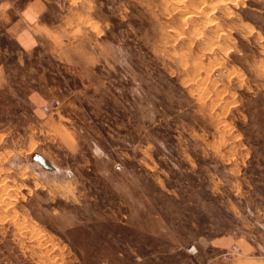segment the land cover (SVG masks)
Here are the masks:
<instances>
[{
  "label": "rangeland",
  "instance_id": "1",
  "mask_svg": "<svg viewBox=\"0 0 264 264\" xmlns=\"http://www.w3.org/2000/svg\"><path fill=\"white\" fill-rule=\"evenodd\" d=\"M207 1L0 0V264H264V0Z\"/></svg>",
  "mask_w": 264,
  "mask_h": 264
},
{
  "label": "built area",
  "instance_id": "2",
  "mask_svg": "<svg viewBox=\"0 0 264 264\" xmlns=\"http://www.w3.org/2000/svg\"><path fill=\"white\" fill-rule=\"evenodd\" d=\"M0 8H1V6H0ZM58 105H59V103L57 101H52L50 104H47V106L43 107V112L48 113L52 109L55 110L59 107ZM238 251H239V249L237 246H231V248L229 250L224 252V257L226 259H228V258L238 254ZM188 252L194 255L197 253V250L195 249V246H191Z\"/></svg>",
  "mask_w": 264,
  "mask_h": 264
},
{
  "label": "crops",
  "instance_id": "3",
  "mask_svg": "<svg viewBox=\"0 0 264 264\" xmlns=\"http://www.w3.org/2000/svg\"><path fill=\"white\" fill-rule=\"evenodd\" d=\"M53 101H55V100H53ZM229 244H230V241H228L227 239H222V240H220L217 243H212V244H209V245H211V248L213 249L215 254L216 255L218 254L220 256L221 255L220 252L222 250H225ZM210 261H215V258L211 259Z\"/></svg>",
  "mask_w": 264,
  "mask_h": 264
},
{
  "label": "water",
  "instance_id": "4",
  "mask_svg": "<svg viewBox=\"0 0 264 264\" xmlns=\"http://www.w3.org/2000/svg\"><path fill=\"white\" fill-rule=\"evenodd\" d=\"M34 159L36 160V161H38L41 165H43V167H46L47 169H49V168H51L50 166H49V164H48V162H47V160L46 159H44L42 156H40V155H38V154H36L35 156H34Z\"/></svg>",
  "mask_w": 264,
  "mask_h": 264
},
{
  "label": "bare ground",
  "instance_id": "5",
  "mask_svg": "<svg viewBox=\"0 0 264 264\" xmlns=\"http://www.w3.org/2000/svg\"><path fill=\"white\" fill-rule=\"evenodd\" d=\"M193 3H199V4H201V3H206V2H208L207 0H191ZM219 1V0H218ZM206 4H208V3H206ZM199 6H203V5H199ZM208 9H210L209 7H208ZM207 9V10H208ZM207 10L205 11V12H207ZM209 11V10H208ZM49 166L51 167V165L49 164ZM50 169H53V170H56L57 171V168H55V167H51ZM5 205V204H4Z\"/></svg>",
  "mask_w": 264,
  "mask_h": 264
}]
</instances>
